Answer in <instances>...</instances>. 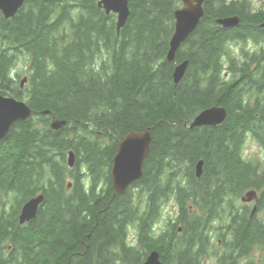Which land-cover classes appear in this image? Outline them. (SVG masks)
I'll return each instance as SVG.
<instances>
[{
  "label": "trees",
  "instance_id": "trees-1",
  "mask_svg": "<svg viewBox=\"0 0 264 264\" xmlns=\"http://www.w3.org/2000/svg\"><path fill=\"white\" fill-rule=\"evenodd\" d=\"M99 1L27 0L10 20L0 12V94L34 111L0 142V264H143L153 251L162 264H204L212 225L233 217L221 212L224 193L252 183L240 150L264 138V12L248 0H205L169 62L182 0H128L119 34ZM234 16L237 27L218 23ZM248 43L260 48L241 52L237 44ZM211 107L227 109L223 124L189 128ZM53 120L67 124L55 131ZM132 132L152 137L143 178L112 199L113 159ZM41 194L36 218L20 224L22 207ZM240 221L217 238L234 241L241 257L263 231ZM214 253L216 264H239Z\"/></svg>",
  "mask_w": 264,
  "mask_h": 264
},
{
  "label": "water",
  "instance_id": "water-1",
  "mask_svg": "<svg viewBox=\"0 0 264 264\" xmlns=\"http://www.w3.org/2000/svg\"><path fill=\"white\" fill-rule=\"evenodd\" d=\"M26 1L0 0V12H2L6 20L12 19L22 9ZM182 2L184 6L176 10L174 14L175 31L170 41V49L167 56L169 62L175 61L179 48L190 38L204 17V0H182ZM98 5L104 9L107 15L112 13L117 15L116 27L119 34L130 16L129 1L100 0ZM218 23L225 28L237 27L240 23V18L237 16L226 17L219 19ZM261 27L264 28V23L261 24ZM188 64L189 62L185 61L176 66L173 75L175 85H178L183 79ZM26 82L27 78L22 81V88ZM33 114L34 111L25 101H19L13 97L0 94V142L7 137L15 124L27 121ZM226 118V108L212 107L201 112L190 124V128L218 126L223 124ZM66 124V121L53 120L51 128L57 131ZM151 141L150 132H132L119 144L111 171L115 189L112 199L118 195H123L130 186L143 178V166L150 154ZM67 160L69 167L73 168L76 164V156L73 151L69 153ZM203 165L204 161L202 160L197 164L196 175L198 177L202 175ZM69 187H71V184ZM43 202L44 196L41 194L25 203L19 217L20 224L34 220ZM143 264H162L160 254L157 251L151 252Z\"/></svg>",
  "mask_w": 264,
  "mask_h": 264
},
{
  "label": "flooded vegetation",
  "instance_id": "flooded-vegetation-1",
  "mask_svg": "<svg viewBox=\"0 0 264 264\" xmlns=\"http://www.w3.org/2000/svg\"><path fill=\"white\" fill-rule=\"evenodd\" d=\"M259 11L260 13L264 12V8L261 7ZM252 44L253 43H248L246 46L243 44H237V46H239L241 52L247 54L248 51L255 52L260 48V44H257V46ZM247 60H249L246 61L247 64H249L251 62L250 57H248ZM252 64H254L252 65V68H256L258 65L257 63ZM262 112L263 111H258L257 114H262ZM250 139L251 138H249L244 147L241 148L240 152L246 165L250 167L249 169L252 173L250 181L252 183L244 187L242 190L228 191L224 193V196H227L228 198L220 203L221 206L223 204L225 207L229 208L227 212L233 216L232 220L226 223L221 219H217L212 225V230L209 233V243L207 242L204 246L205 250H211L208 259H214L215 262L217 261V257L214 252H218L222 255L229 252L232 254L233 258L238 256L235 242L227 243L226 241L223 242L221 238H217L219 237L217 229L221 228L222 234H228L229 230L232 229L231 233L228 235L229 238L235 234L234 227L231 224H242L243 221L240 220L246 217L248 222L253 220L252 226L255 227V232L262 230L263 233H261V235L258 236L259 238L257 241L246 250V253L242 254L241 257L238 256L239 264H264V158L262 159V156H264V138L263 140L261 139L262 141L255 142H249ZM223 210L222 206L221 212ZM175 219L177 218L174 217L171 222Z\"/></svg>",
  "mask_w": 264,
  "mask_h": 264
},
{
  "label": "rangeland",
  "instance_id": "rangeland-1",
  "mask_svg": "<svg viewBox=\"0 0 264 264\" xmlns=\"http://www.w3.org/2000/svg\"><path fill=\"white\" fill-rule=\"evenodd\" d=\"M253 4L255 6L256 9L261 8L262 7V3L264 0H252ZM249 142H255V140H253L252 138L249 140ZM264 158V156H262V159ZM167 217H170V215H173L175 213V207L173 204H169L167 207ZM215 260L214 259H207L205 264H215Z\"/></svg>",
  "mask_w": 264,
  "mask_h": 264
},
{
  "label": "bare ground",
  "instance_id": "bare-ground-1",
  "mask_svg": "<svg viewBox=\"0 0 264 264\" xmlns=\"http://www.w3.org/2000/svg\"><path fill=\"white\" fill-rule=\"evenodd\" d=\"M174 67V66H173ZM192 81V80H191ZM190 86V85H189ZM202 95V94H201ZM213 95V94H212ZM217 95V94H216ZM214 101V100H213ZM231 105V104H230ZM217 106V105H216ZM244 110V109H243ZM246 112V111H245ZM240 115V114H239ZM243 115V114H242ZM238 116V115H237ZM73 151V150H72ZM204 181V180H203ZM204 183V182H203ZM211 202V201H210ZM222 206H223V204H222ZM217 209H219L218 207H217ZM216 211V210H215ZM224 218V217H223ZM197 245V244H196Z\"/></svg>",
  "mask_w": 264,
  "mask_h": 264
}]
</instances>
